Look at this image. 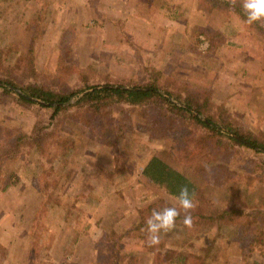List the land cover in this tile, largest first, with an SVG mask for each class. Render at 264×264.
I'll list each match as a JSON object with an SVG mask.
<instances>
[{
  "label": "rangeland",
  "instance_id": "374dc122",
  "mask_svg": "<svg viewBox=\"0 0 264 264\" xmlns=\"http://www.w3.org/2000/svg\"><path fill=\"white\" fill-rule=\"evenodd\" d=\"M246 19L241 0H0V80L11 84L7 89L36 85L66 93L84 85L151 84L180 98L208 99L211 114L264 140V20ZM131 35L141 43L130 42ZM162 105L111 109L109 149L102 115L83 109L53 115L0 89V157L19 136L26 143L41 137L39 147L23 145L0 165V264H172L179 253L201 256L210 237L218 240L209 264L244 258L264 264L260 243L229 242L239 225L160 234V243L149 246L137 211L163 198L178 205L144 177L149 158L170 148L171 141L149 138L151 122L170 117ZM121 109L128 112L123 120ZM182 125L183 135L193 128ZM192 130V138L203 133ZM230 145L214 151L213 164L221 167L207 179L204 203L241 207L261 236L264 154ZM221 182L229 183L221 188Z\"/></svg>",
  "mask_w": 264,
  "mask_h": 264
},
{
  "label": "trees",
  "instance_id": "16d2710c",
  "mask_svg": "<svg viewBox=\"0 0 264 264\" xmlns=\"http://www.w3.org/2000/svg\"><path fill=\"white\" fill-rule=\"evenodd\" d=\"M229 6L225 5L227 8ZM7 85L10 86L11 84L0 80V89L4 93H14L16 100L19 102L28 106H38L41 109L51 110L53 115L69 109H83L93 115H102L103 120H101L100 124V133L109 149L115 146L114 141H112L114 129L108 126L109 122L105 117L106 115L108 116V112L113 111L111 109L119 104L139 107L152 101L154 103L158 101L162 102V106H165V110H163L165 112L169 111L170 117L162 121L154 119L150 124L151 131L149 138L150 141L156 142L171 141V144L168 150L154 153L149 158L144 167V177L158 186L165 187L168 195L174 198L178 194L181 186H187L190 192L195 193L194 199L197 202V207L191 212L193 216V226L191 228L183 225L182 220L185 213L181 211V215L176 220V228L169 232L162 231L161 234L167 236L174 233L186 232L187 230L196 231L200 229L201 225H205V229L210 230L211 227L217 224L226 223L233 226L239 225L237 226V236L233 237L234 241L229 242H247L250 247H253L257 243L264 246V233L261 236H255V233L259 230L258 227H253L255 220L249 218L248 214L241 207L223 205L222 201L211 202V207L206 206V203H204L203 190L206 188L205 185L209 184L207 183V179L214 178L216 174L214 169L221 167L219 164H213L215 159L217 161L219 160V158L213 156L219 152L214 151L220 149L223 145L226 146L225 150L229 151L233 149L230 143H236L248 147L259 154H264V140H258L249 133L238 131L232 120L224 115L211 114L209 111L211 105L208 99L199 101L191 96L180 98L178 95L163 91L151 84L130 88L121 85H105L101 87L84 85L69 93L55 92L36 85H27L24 87L12 86L13 88L7 89ZM15 88L19 90L18 93L12 90ZM80 94H83V96L76 100L75 103L68 104L72 98L78 97ZM170 98H176L182 103H173L170 101ZM120 112V119L123 120L128 115V112L126 109H121ZM199 115H203L207 122L201 120L198 117ZM182 123L192 125V129L195 130H199L202 127L203 133L202 131L200 132V129L197 133V135H200L192 138L194 131L191 129L183 135L179 130L183 127ZM231 133L240 139L235 138ZM172 136H176V139L173 140ZM40 138V136L36 135L34 138L29 139L27 143L24 141L25 136H19L17 140L14 139L10 144L11 150L5 152L0 157V161L2 162L0 163L1 168L3 163L6 164L16 157L15 154L19 152L21 146L29 145V149L39 147L41 143ZM225 150L222 148L219 155L223 154ZM225 183L221 182L217 185H220L218 187L222 188L229 182ZM172 206L178 207V205L169 199L163 198L140 208L137 211L138 216L141 218L140 226L138 227H141V230L147 233L145 230L146 221L152 210ZM244 218L245 220L243 221ZM210 238L208 244L206 246L204 245L201 256L196 255L193 258L190 255L179 253L177 258L172 260V264H209L213 246L217 239L214 237ZM240 249H244L243 244L240 246ZM251 252L253 253L254 249H251ZM188 259H191V261H188ZM250 263L259 264L258 262H248L244 258L243 264Z\"/></svg>",
  "mask_w": 264,
  "mask_h": 264
},
{
  "label": "clouds",
  "instance_id": "9594fccd",
  "mask_svg": "<svg viewBox=\"0 0 264 264\" xmlns=\"http://www.w3.org/2000/svg\"><path fill=\"white\" fill-rule=\"evenodd\" d=\"M236 2L237 0H232L233 4H236ZM241 7L246 13V22L248 24L264 20V0H241ZM194 197L195 193L190 192L187 186H181L175 197L178 207L172 206L152 210L146 221L149 246H155L160 243L162 231L169 232L176 228V220L181 215V211L185 213L182 220L183 225L188 228L193 226L191 212L197 207Z\"/></svg>",
  "mask_w": 264,
  "mask_h": 264
},
{
  "label": "crops",
  "instance_id": "0c3cea01",
  "mask_svg": "<svg viewBox=\"0 0 264 264\" xmlns=\"http://www.w3.org/2000/svg\"><path fill=\"white\" fill-rule=\"evenodd\" d=\"M128 40H129L130 42H133V41L139 40L138 43H141V39H140L138 36H137V38H136L135 35H133V36L131 35L130 38H129ZM129 41H128V42H129ZM126 42H127V40H126V41H123L121 47L128 46ZM130 42H129V43H130ZM116 46H118V45H116Z\"/></svg>",
  "mask_w": 264,
  "mask_h": 264
}]
</instances>
